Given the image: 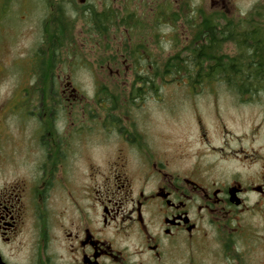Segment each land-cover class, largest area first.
<instances>
[{
  "label": "flooded vegetation",
  "instance_id": "flooded-vegetation-1",
  "mask_svg": "<svg viewBox=\"0 0 264 264\" xmlns=\"http://www.w3.org/2000/svg\"><path fill=\"white\" fill-rule=\"evenodd\" d=\"M224 86L238 105L250 101ZM160 87L132 84L122 102ZM58 91L67 108L81 102L71 83ZM97 97L92 120L82 106L62 121L39 117L29 137L0 133V264H264L263 123L238 134L218 117L221 142L199 133L207 151L183 166L185 149L158 146L141 122L115 114L118 101Z\"/></svg>",
  "mask_w": 264,
  "mask_h": 264
},
{
  "label": "rangeland",
  "instance_id": "rangeland-1",
  "mask_svg": "<svg viewBox=\"0 0 264 264\" xmlns=\"http://www.w3.org/2000/svg\"><path fill=\"white\" fill-rule=\"evenodd\" d=\"M57 1L0 0L1 134L29 137L23 134L36 131L39 117L53 114L62 121V116H79L82 106L93 110L85 114V118L92 120L96 117L94 100L98 99L100 84L106 86L108 94L119 102L116 115L129 116L141 122L158 146L185 149L182 150L186 158L182 161L183 166L189 165L195 153L202 155L207 151L197 139L199 133L206 132L215 145L221 142L218 117L223 119L228 130L238 134L250 132L252 127L263 123L258 100L238 105L229 96V87H225L222 81L205 82L204 87L193 95L190 84L183 79L181 82L165 83L158 95L151 92L144 102L129 106L122 100L129 98L135 73L144 69L141 67L143 63L147 64L150 60L153 63L149 65L159 64L162 68L166 60L190 40L192 26L199 21L191 16L192 11L193 16L195 13H224L238 23L249 17L255 6H264V0H86L84 3L82 0H66L68 5L65 9H71L77 18L74 40L60 48L53 61L50 42L56 28ZM159 5L163 11L169 10V14L178 12V21L163 20L156 24L153 14ZM193 7L199 12H195ZM96 11L113 13L120 19L129 14L132 16L131 26L135 23L137 26L128 30L124 26L118 28L121 25L119 19L114 24L110 22L103 35L97 34L91 30L93 26L89 27L83 19L86 14ZM138 47L147 49L151 59L136 61L131 52ZM225 48L232 54L235 47L227 44ZM67 83L79 90L76 99L81 102L74 108H67L58 99V89ZM51 84L56 86L54 89L57 92L50 91ZM90 127L93 128L86 127V131H97L93 125ZM58 128L61 131V123H58ZM261 132L264 138V123ZM95 145L96 135L93 134L86 147L89 146L87 150L94 155L97 150ZM19 146L24 147L20 141ZM212 158L208 153L206 159Z\"/></svg>",
  "mask_w": 264,
  "mask_h": 264
},
{
  "label": "trees",
  "instance_id": "trees-1",
  "mask_svg": "<svg viewBox=\"0 0 264 264\" xmlns=\"http://www.w3.org/2000/svg\"><path fill=\"white\" fill-rule=\"evenodd\" d=\"M72 1L75 0H70ZM65 2L66 0H58L56 3L58 9L55 17L56 28L50 42L53 61L56 59L57 51L74 40L73 30L77 24V18L71 9H65L68 5ZM156 10L153 14L156 24H160L163 20L175 23L180 18L178 12L169 14L170 11L168 9L163 11L160 5ZM196 10L198 8H195V12H199ZM191 16L197 17L199 21L197 20L198 23L192 26V36L190 40L185 41V46L168 58L162 68L159 64L149 65L153 63L150 60L147 64L143 63L141 67L145 70L141 69L140 72L135 73L133 84L163 86L165 83L181 82L186 79L190 86H193L203 85L205 82L222 81L225 85L233 87L242 98L254 100V94L259 91L257 87L264 86V6L261 4L255 6L249 17L238 23L229 19L224 13L215 15L195 13L193 16L192 11ZM131 17L127 14L125 18L120 19L113 13L96 11L93 14H86L83 19L89 27L93 26L92 31L103 35V30L110 27L109 23L114 24L119 19L121 25L117 26L118 28L124 26L128 30L137 26L136 23L131 26ZM227 44H233L235 47L232 54L225 51ZM142 49L135 48L131 56L136 61L142 59L146 62L151 59V54L147 49ZM151 92L157 95L158 90L138 89L134 92L138 96L135 98L144 100ZM108 95L107 89L100 88L98 92L100 99L113 98L111 94Z\"/></svg>",
  "mask_w": 264,
  "mask_h": 264
},
{
  "label": "water",
  "instance_id": "water-1",
  "mask_svg": "<svg viewBox=\"0 0 264 264\" xmlns=\"http://www.w3.org/2000/svg\"><path fill=\"white\" fill-rule=\"evenodd\" d=\"M84 1H85V0H82L81 2L84 3ZM0 263H1V261H0Z\"/></svg>",
  "mask_w": 264,
  "mask_h": 264
}]
</instances>
